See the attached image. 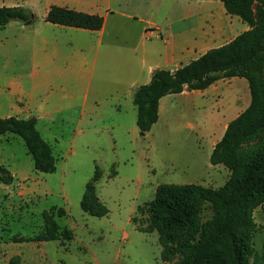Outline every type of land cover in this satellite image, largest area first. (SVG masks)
I'll use <instances>...</instances> for the list:
<instances>
[{
	"label": "crops",
	"instance_id": "1",
	"mask_svg": "<svg viewBox=\"0 0 264 264\" xmlns=\"http://www.w3.org/2000/svg\"><path fill=\"white\" fill-rule=\"evenodd\" d=\"M31 1L34 0L3 1L0 6L29 8ZM217 1L197 0L199 5L204 4L203 9L188 17L189 29L180 32L145 25L135 28L130 14L109 7L101 9L100 4L90 0H53L37 22H10L0 29V118L36 117L37 128L53 150L63 142L60 141L63 134L60 137L58 133L63 132L64 126L72 129L71 142L78 136L104 129L112 133L114 146L119 142L121 149L128 150L133 139L138 134L143 135L137 125L135 90L149 83L156 69H177L250 28L239 17L228 14ZM52 5L99 14L104 17V25L100 30L92 31L47 22L44 18ZM12 27L20 33L13 34ZM20 51L27 52L26 64L18 63L12 56ZM218 81L204 90L185 89L161 98L159 120L148 132H152L153 143L157 147L165 141L160 136L155 137V130L160 126L158 134L162 131L167 144L182 142L183 149L192 153L184 161L186 164H179L181 169L175 163L169 166V172L181 170L200 174L207 165L219 167L209 165L207 159L229 122L250 101L246 84L240 83L244 92L237 93L228 110L229 115L236 116L227 119L224 129L216 137H210L208 118L213 120L216 113L213 104L209 105L208 100L202 98ZM186 114L193 121L187 123L193 135L183 136L182 120ZM222 114L224 119L220 117L218 121L224 123L227 114L224 111ZM13 138L4 135L0 136V141L9 142ZM38 173L36 178H41L38 183L43 190L46 178L44 173ZM141 185L144 188L145 182L141 181Z\"/></svg>",
	"mask_w": 264,
	"mask_h": 264
},
{
	"label": "rangeland",
	"instance_id": "2",
	"mask_svg": "<svg viewBox=\"0 0 264 264\" xmlns=\"http://www.w3.org/2000/svg\"><path fill=\"white\" fill-rule=\"evenodd\" d=\"M13 3L22 0H0ZM53 0H34L28 5L34 13V20L44 16L48 4ZM28 2V1H27ZM100 4V8L109 7L116 12H126L132 16L135 28L145 25L148 28H170L173 32L188 30V19L204 4L197 0H90ZM219 5L221 2L217 1ZM224 8V7H223ZM225 11V10H224ZM191 25V23H190ZM13 34H19L15 27ZM16 61L26 64L27 52L20 51L12 55ZM24 58V60H23ZM246 84V93L250 101V89L245 78H230L218 81L202 100L213 104L215 116L208 118L209 135L216 137L227 119L239 114L229 115L228 110L234 104L237 93L242 94ZM216 94V95H215ZM241 108V105H240ZM224 123L218 121L223 117ZM224 119V117H223ZM165 120L163 119V122ZM193 122L186 114L182 120L183 136L192 131L187 123ZM166 124V122H165ZM163 144L153 143L152 132L138 134L128 150L121 149L119 142L114 146L112 133L108 130L92 132L78 136L71 142L73 132L65 127L60 141L54 149L57 157V170L44 173L45 186L40 190L41 178L34 169L31 154L28 153L24 140L15 134L13 140L0 141V161L8 166L14 176L13 184L0 182V264H174L172 260L161 258L162 246L159 233L150 225L148 214L138 210L156 195V185L162 183L187 184L199 183L204 186L219 187L230 175L222 166L204 168L200 174L184 173L181 170L169 172V166L186 164L187 156L192 155L183 149L182 142L167 144L165 135ZM162 130V127H161ZM61 128L59 129L60 132ZM58 135V136H59ZM4 137V135H1ZM260 138L249 140L240 149V154L248 152L258 145ZM169 143V140H168ZM55 144V143H53ZM135 145V148L132 146ZM4 147V148H3ZM66 154V155H65ZM207 163L211 165L210 159ZM182 165V164H181ZM184 167V166H183ZM96 168L100 179L96 185L98 197L105 203L109 213L103 217L92 216L81 207V200L87 183L93 177ZM141 181L145 182L144 188ZM40 187V188H39ZM47 190V191H45ZM67 213L59 217V208ZM54 215L63 229L65 226L72 235H65L60 229L55 240H37L34 237L46 235L51 229L45 217ZM212 215L208 203L203 205L202 221ZM257 230L254 235L255 264H264V205L254 212ZM72 226L73 228H71ZM148 227L141 232L138 227Z\"/></svg>",
	"mask_w": 264,
	"mask_h": 264
},
{
	"label": "trees",
	"instance_id": "3",
	"mask_svg": "<svg viewBox=\"0 0 264 264\" xmlns=\"http://www.w3.org/2000/svg\"><path fill=\"white\" fill-rule=\"evenodd\" d=\"M220 1L228 14L239 17L250 28L177 69H156L151 81L134 93L137 125L145 135L158 122L160 100L166 95L185 89L204 90L218 80L233 77L245 78L250 89L249 105L229 122L210 156L213 166L222 165L230 171L226 181L219 187L162 183L155 198L138 208L148 214L150 225L159 233L161 258L178 257L174 264H255L254 212L264 205V0ZM34 18V13L22 5L0 6V29L12 21L31 23ZM44 19L92 31L104 25V17L99 14L59 5H52ZM11 133L24 140L37 172L57 170V157L37 128L36 117L0 118V136ZM257 138L258 145L241 155L242 145ZM100 176L96 168L81 200L82 209L96 217L109 213L96 191ZM13 181L10 169L0 162V182L9 185ZM205 203L210 205L212 215L202 221ZM65 213L64 208H59V217ZM45 220L51 229L34 239H58L61 227L54 215ZM138 229L147 232L149 228ZM61 230L72 235L66 226Z\"/></svg>",
	"mask_w": 264,
	"mask_h": 264
}]
</instances>
